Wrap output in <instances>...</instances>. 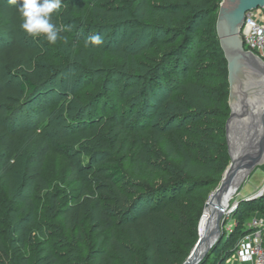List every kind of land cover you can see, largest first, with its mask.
Returning <instances> with one entry per match:
<instances>
[{
	"label": "rangeland",
	"instance_id": "rangeland-1",
	"mask_svg": "<svg viewBox=\"0 0 264 264\" xmlns=\"http://www.w3.org/2000/svg\"><path fill=\"white\" fill-rule=\"evenodd\" d=\"M95 7L113 15H94ZM136 7V0H87L83 13L67 19L53 18L69 34L67 41L58 39L55 44H49L42 37H30L18 29L17 43L32 58L37 78L43 81L54 78L40 95L42 112L36 114L26 107L33 114L30 122H24V128L44 133L51 140L52 152L42 170L44 183L25 176L28 147L24 144H19L16 166L10 174H5L0 165V264H42L46 258L52 259V264H93V260L102 257H109L113 264H154L142 225L136 226L135 240L122 228L121 220L140 195L171 186L178 179L176 164L165 161L162 145L152 135H141L138 131L142 128L136 124L142 105L141 89L133 79L132 68H153L171 47L159 41L167 38L164 33L155 36L147 27L136 26L133 21L139 16ZM217 16L215 12L201 22L198 38L203 37V29L216 26ZM96 34L102 37V44L86 43L87 37ZM206 44V50L199 53L190 71V75H200V82L206 79L204 76L218 75L220 70L216 59L221 53L218 40ZM121 45L132 53L147 46L149 49L126 64L111 55ZM18 73V70L12 73L2 68L6 91L0 96V121L8 128L23 122L19 119L21 112L14 114L10 110L20 108L28 99L21 91L23 79ZM175 113L174 108L162 107L153 122ZM104 119H111L113 124L104 130L101 138L83 139L79 135L83 128L90 129ZM180 124L175 121L169 128L176 130ZM119 126L124 127L125 133L118 132ZM199 127H203L202 119L182 123L183 131ZM184 136L191 139L185 133ZM139 149L148 152L154 173L137 172L134 158ZM2 158L0 150V161ZM105 160L117 161L126 176L119 185L120 195L91 172L94 164ZM230 164L231 161L228 167ZM73 167L78 169L79 180L85 186L83 190L90 197L79 199L83 191L72 178ZM263 184L264 165L241 184L231 200L229 211H233L230 214L228 211L222 220L220 241L229 239L234 232L236 219L242 215L237 213L239 201ZM220 185L211 191L205 205ZM76 202L81 204L82 213L74 226L68 228L63 217L66 209ZM26 203L32 206L27 207ZM205 205L196 228L198 240ZM142 212L136 211L125 222L134 221ZM183 221L182 229L191 237L194 228L188 217ZM156 224L161 230L158 236L161 264H184L197 243L179 242L169 227L158 220ZM234 244L235 241H230L231 247ZM221 248L219 242L213 250L221 252ZM201 264H208L207 257ZM217 264L238 263L232 256L222 258Z\"/></svg>",
	"mask_w": 264,
	"mask_h": 264
},
{
	"label": "trees",
	"instance_id": "trees-1",
	"mask_svg": "<svg viewBox=\"0 0 264 264\" xmlns=\"http://www.w3.org/2000/svg\"><path fill=\"white\" fill-rule=\"evenodd\" d=\"M136 1V13L139 15L133 18L136 26L147 27L154 35L164 33L167 38L159 41L171 47L153 68L147 67L144 70L136 66L132 68L133 79L137 84L139 83L141 89L139 100L142 105L136 124L142 127L138 129L141 135H152L162 145L165 161L176 164L178 180L171 186H164L154 192L140 195L133 202L128 214L124 215L121 224L122 228L127 230L135 240L137 239L136 226L142 225L147 244L155 259L154 264H161L158 253V236L161 230L156 220L169 227L179 242L188 240L197 243L196 228L203 214L205 202L211 191L220 185L231 161L225 128L230 115L228 67L221 48V53L216 57L220 65L218 75L204 76L206 79L202 82L199 80L200 75L196 73L190 75L199 53L206 50V43L218 40L215 24L202 30V38H198L197 31L201 28V22L204 19L219 11L222 0H160L159 3H151L152 0ZM20 4L19 0L16 4H11L9 0H0V96H3L6 91L2 76L3 66L12 73L14 70L19 71L18 75L20 79H23L21 91L28 95V99L21 103L20 108L10 110L14 114L21 112L22 116L19 119L23 120L22 123L8 128L0 121V150L3 152L0 165L5 174H10L16 166L19 144H24L28 147L25 176L32 181L44 183L42 170L52 152V143L44 133L24 128V122L31 121L33 113L30 110L33 109L36 114L42 112L44 107L40 105V95L54 78L39 80L35 74L32 58L17 43L18 29L22 22L18 11ZM86 4L87 0H63L61 10L56 12L53 18L59 16L67 19L73 14H81ZM93 13L106 17L113 15L100 7H95ZM60 36V39L67 41L69 34L63 30ZM208 46L213 48L211 44ZM198 47L200 48L197 52ZM147 49L149 46L132 53L121 45L111 52V55L127 64L136 56L143 55ZM16 56H18L17 61ZM26 107L30 110L26 111ZM162 107L174 108L176 113L166 119L163 116V120L158 118L153 122L155 115ZM189 119H202L203 127L183 131L182 123ZM175 121L181 124L176 130H172L169 127ZM112 124L111 119H104L92 125L90 129L83 128L79 131V135L83 139H99L104 130ZM117 129L121 134L125 133L123 126ZM184 133L191 139L186 138ZM134 161L137 172L140 173L143 170L155 172L148 152L145 150H137ZM91 172L120 195L119 185L125 181L126 176L117 161H99L92 166ZM72 178L76 181V187L83 191L79 199L83 196L90 197L89 192L83 190L85 186L79 180L78 169L74 167ZM26 205L32 206L30 203ZM120 207L123 209L124 204ZM238 209L237 213L241 212L242 215L236 219L233 234L229 239L224 238L220 241L221 252L213 250L207 256L208 264H217L222 258L234 256L237 243L249 232L246 225L252 215L264 214V188L262 194L256 199H241ZM142 210L144 212L134 221L125 222L136 211ZM81 213L82 206L79 202L66 209L63 218L68 228L74 226ZM185 217L189 218L194 228L191 237L187 236L182 229ZM230 241H235L234 247L230 246ZM42 264H52V259L46 258ZM93 264L113 263L109 257H102L99 260H93Z\"/></svg>",
	"mask_w": 264,
	"mask_h": 264
},
{
	"label": "water",
	"instance_id": "water-1",
	"mask_svg": "<svg viewBox=\"0 0 264 264\" xmlns=\"http://www.w3.org/2000/svg\"><path fill=\"white\" fill-rule=\"evenodd\" d=\"M258 8H264V0H223L219 7L216 32L228 64L230 115L225 128L231 164L216 191L222 195V203L218 208L217 219L208 242L197 253L203 242V239L199 238L184 264H201L210 255L222 238V220L229 211L231 200L241 184L264 165V62L245 50L240 37L246 14ZM255 141L258 142L256 152L252 157L250 155L244 158L247 148ZM241 160L237 172L236 168L232 177L227 178L229 170ZM251 198L256 199L258 196ZM207 207L208 202L205 210Z\"/></svg>",
	"mask_w": 264,
	"mask_h": 264
},
{
	"label": "built area",
	"instance_id": "built-area-1",
	"mask_svg": "<svg viewBox=\"0 0 264 264\" xmlns=\"http://www.w3.org/2000/svg\"><path fill=\"white\" fill-rule=\"evenodd\" d=\"M240 37L245 50L264 62V8L246 14ZM260 192L256 196L259 197ZM246 227L249 232L237 243L234 258L240 264H264V214L252 216Z\"/></svg>",
	"mask_w": 264,
	"mask_h": 264
},
{
	"label": "clouds",
	"instance_id": "clouds-1",
	"mask_svg": "<svg viewBox=\"0 0 264 264\" xmlns=\"http://www.w3.org/2000/svg\"><path fill=\"white\" fill-rule=\"evenodd\" d=\"M9 2L16 4L18 0ZM62 6L63 0H22L18 9L22 21L19 27L30 37H42L49 44H55L63 29L53 22V16ZM86 43L100 45L103 40L99 34L90 35Z\"/></svg>",
	"mask_w": 264,
	"mask_h": 264
},
{
	"label": "bare ground",
	"instance_id": "bare-ground-1",
	"mask_svg": "<svg viewBox=\"0 0 264 264\" xmlns=\"http://www.w3.org/2000/svg\"><path fill=\"white\" fill-rule=\"evenodd\" d=\"M254 143V144H253ZM251 143V145L249 146V148H247V153L245 154L246 156H244V158H248V156L251 155V157L254 155V153L256 152V149L258 147V142L255 141ZM243 158V159H244ZM242 159V160H243ZM242 160L239 161L238 163L235 164V166H233L229 172L227 173V178H230L232 177L233 175V170H235V172H237L238 170V166L241 165L242 163ZM236 186V185H235ZM232 199V198H230ZM222 203V195L215 192L210 200L208 201V207L206 208L205 210V214L200 222V236H201V239H203V242L201 244V247L198 249L197 253L199 251L202 250V248L206 245V243L208 242V239H209V234L212 232V229H213V225L215 223V220L217 219L216 215L218 213V208L220 206V204Z\"/></svg>",
	"mask_w": 264,
	"mask_h": 264
},
{
	"label": "crops",
	"instance_id": "crops-1",
	"mask_svg": "<svg viewBox=\"0 0 264 264\" xmlns=\"http://www.w3.org/2000/svg\"><path fill=\"white\" fill-rule=\"evenodd\" d=\"M263 188H264V184L262 185V187H260L259 189H257L254 193H252L251 195L246 196V197H244V198H248V197H251V196H255V194L258 193V192H260V191H262ZM244 198H243V199H244ZM258 214H259V213H254L252 216H254V215H258ZM236 261H237V260H236ZM237 263L240 264L238 261H237Z\"/></svg>",
	"mask_w": 264,
	"mask_h": 264
}]
</instances>
